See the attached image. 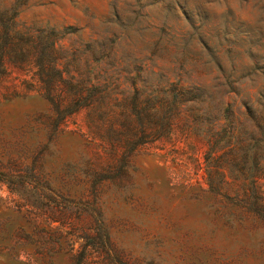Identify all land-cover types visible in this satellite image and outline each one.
<instances>
[{"label":"rangeland","instance_id":"obj_1","mask_svg":"<svg viewBox=\"0 0 264 264\" xmlns=\"http://www.w3.org/2000/svg\"><path fill=\"white\" fill-rule=\"evenodd\" d=\"M12 21L0 264H264V0H0Z\"/></svg>","mask_w":264,"mask_h":264},{"label":"trees","instance_id":"obj_2","mask_svg":"<svg viewBox=\"0 0 264 264\" xmlns=\"http://www.w3.org/2000/svg\"><path fill=\"white\" fill-rule=\"evenodd\" d=\"M2 22V21H1ZM3 26V34L0 35V68L2 67L3 57L7 53V50L13 47V43L15 41L16 33L13 35L11 31H13L12 27L14 26V22L2 23ZM26 42L29 43L28 49L26 51V58L29 56L34 57V53L29 50V48L36 50L37 46L40 47V51L38 54L35 55L34 61L35 66L37 68L36 75L38 76L39 80L45 85L48 100L51 102L53 113L55 115V123H58L57 126L64 122V120L72 115L74 112L78 110V106L73 104L71 107H62L61 95L56 92L57 88V80L64 81L62 77L58 74V71L55 68L54 62V53H55V46L56 42L54 41L52 35H45V36H37V37H27ZM57 72V73H56ZM92 95L87 97H81L79 101H85L88 103L91 99ZM78 101V102H79ZM85 103V106H86ZM90 103V102H89ZM77 108H74L76 107ZM142 134H145L142 131ZM257 190L255 186L252 190H250L252 199L255 201V207L263 209L262 205L260 204V197L257 195Z\"/></svg>","mask_w":264,"mask_h":264}]
</instances>
